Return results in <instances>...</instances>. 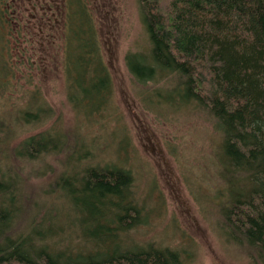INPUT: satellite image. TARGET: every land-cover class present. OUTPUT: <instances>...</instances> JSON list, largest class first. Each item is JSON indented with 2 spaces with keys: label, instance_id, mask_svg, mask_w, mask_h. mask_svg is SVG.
<instances>
[{
  "label": "trees",
  "instance_id": "trees-1",
  "mask_svg": "<svg viewBox=\"0 0 264 264\" xmlns=\"http://www.w3.org/2000/svg\"><path fill=\"white\" fill-rule=\"evenodd\" d=\"M22 1L0 0V37L4 33L7 50L6 59L0 55V102L21 88L17 75L23 74L22 63L12 58L21 48L13 35L22 28L21 23L19 28L14 25ZM77 6V19L69 22L70 28L66 20L61 44L69 74L68 93L86 110L100 111L113 94V78L102 61L95 28L84 21L86 13ZM140 8L151 46L146 55H128L127 66L141 83L179 77L171 86L174 96L170 94L168 100L175 97L183 104H194L217 119L215 129L222 136L220 177L227 180L230 195L221 204L223 228L230 239L247 249L253 264H264V0H141ZM44 28L49 30L46 25L39 31ZM19 54L24 56L21 50ZM30 58L34 57H27L30 66L41 72L43 62L33 63ZM46 62L51 64V58ZM38 87V92L25 90L28 102L15 115L23 125L51 117ZM5 124L1 118L0 131L7 132ZM59 142L47 130L9 152L16 159H34L51 153ZM83 173L75 183L62 180L61 188L71 185L69 195H75V209L85 214L81 224L87 226V238L58 248L51 243V210L26 222L24 233H12L21 220L20 192L16 179L0 166V264H182L178 250L137 245L119 237L121 231L129 232L140 224L141 209L130 198L133 175L128 169L103 165Z\"/></svg>",
  "mask_w": 264,
  "mask_h": 264
},
{
  "label": "rangeland",
  "instance_id": "rangeland-1",
  "mask_svg": "<svg viewBox=\"0 0 264 264\" xmlns=\"http://www.w3.org/2000/svg\"><path fill=\"white\" fill-rule=\"evenodd\" d=\"M77 5L86 13L84 21L95 28L102 61L113 78V94L98 112L86 110L68 93L67 60L61 44L66 20L70 28L69 22L77 19ZM140 7L141 0H23L22 9L15 13L14 25L19 28L21 23L22 28L14 31L13 39L20 43L24 56L17 50L12 62L22 63L23 74L17 75L21 88L0 102V119L7 123V132L0 131V166L18 182L22 206L21 220L12 233H22L26 222L51 210L53 245L59 248L85 240L87 226L81 224L85 214L75 209L71 185L61 188V182L75 183L89 167L114 165L133 175L130 196L141 209L140 224L129 232L121 231V239L178 250L182 264H253L247 249L223 228L221 204L230 195L227 180L220 177L222 136L215 120L194 104L185 105L175 97L168 100L179 77L141 83L127 66L128 55H146L151 46ZM46 25L47 32L46 28L39 31ZM1 35L0 55L6 59V38ZM28 56L34 57L32 62H43L41 72L30 66ZM37 85L51 117L23 125L15 115L28 102L26 91L38 92ZM47 130L61 139L51 153L34 159L10 155L27 138ZM78 186H82L80 181Z\"/></svg>",
  "mask_w": 264,
  "mask_h": 264
},
{
  "label": "bare ground",
  "instance_id": "bare-ground-1",
  "mask_svg": "<svg viewBox=\"0 0 264 264\" xmlns=\"http://www.w3.org/2000/svg\"><path fill=\"white\" fill-rule=\"evenodd\" d=\"M152 51V50H151ZM145 52V51H144ZM162 71V70H161ZM154 75V74H153ZM93 78V77H92ZM162 78V77H161ZM160 80V79H159ZM178 84V83H177ZM184 88V87H183ZM158 89V88H157ZM182 89V88H181ZM171 91V90H170ZM153 92V91H152ZM157 93V92H156ZM155 93V94H156ZM176 93V92H175ZM167 95V94H166ZM153 96V95H152ZM174 96V95H173ZM97 97V96H96ZM149 98V97H148ZM158 99H160V98H158ZM152 102V101H151ZM167 102V101H166ZM176 102V101H175ZM183 103V102H182ZM194 103V102H193ZM181 104V103H180ZM190 104V103H189ZM196 104V103H195ZM88 105H90V104H88ZM155 105V104H154ZM183 105V104H182ZM186 105V104H185ZM193 105V104H192ZM106 106V105H105ZM95 107H96V104H95ZM156 107H158V105H156ZM204 107V106H203ZM94 108V107H93ZM209 110V109H208ZM212 111V110H211ZM98 112V111H97ZM96 112V113H97ZM102 112V111H101ZM210 113V112H209ZM215 114V113H214ZM213 117V116H212ZM215 117V116H214ZM41 119V118H40ZM217 120V119H216ZM215 120V121H216ZM58 137V136H57ZM60 137V136H59ZM55 142V141H54ZM67 142H69V141H67ZM73 143V142H72ZM68 144V143H67ZM58 145V144H57ZM82 145V144H81ZM74 146H75V144H74ZM69 148V147H68ZM60 150V149H59ZM57 151V150H56ZM58 152V151H57ZM56 152V153H57ZM231 180V179H230ZM230 184V183H229ZM237 185V184H236ZM231 186V185H230ZM238 189H240V188H238ZM63 192H64V190H63ZM239 192V191H238ZM133 193V192H132ZM67 196V195H66ZM132 196H134V195H132ZM129 198V197H128ZM131 198V197H130ZM135 198V197H134ZM69 199V198H68ZM132 200V199H131ZM135 201V200H134ZM128 202V201H127ZM136 202V201H135ZM130 203V202H129ZM129 205V204H128ZM127 207V206H126ZM141 207V206H140ZM13 213V212H12ZM49 214V213H48ZM16 216V215H15ZM18 220V219H17ZM36 220V219H35ZM46 220V219H45ZM16 221V220H15ZM29 221V220H28ZM31 221V220H30ZM34 223H35V221H34ZM12 224V223H11ZM35 225V224H34ZM44 225H46V224H44ZM36 227V226H35ZM39 227V226H38ZM124 227V226H123ZM138 227V226H137ZM12 228V227H11ZM23 228H25V227H23ZM23 228H21V230L23 229ZM33 228V227H32ZM48 228V227H47ZM50 228V227H49ZM53 228V227H52ZM30 229V228H29ZM33 229H35V228H33ZM40 229V228H39ZM44 229V228H43ZM45 229H46V227H45ZM12 231V230H11ZM27 231V230H26ZM83 231V230H82ZM28 232V231H27ZM36 232V231H35ZM76 232V231H75ZM24 233V232H23ZM29 233V232H28ZM46 233V232H45ZM78 233V232H77ZM82 233V232H81ZM22 234V233H21ZM32 234V233H31ZM122 234H124V233H122ZM33 235V234H32ZM78 235V234H77ZM44 236V235H43ZM115 238V237H114ZM78 239V238H77ZM79 239H80V237H79ZM82 239V238H81ZM120 238H118V240H119ZM114 241V240H113ZM96 242V241H95ZM119 242H121V241H119ZM239 242V241H238ZM114 244V243H113ZM122 244V243H121ZM96 245V244H95ZM248 245V244H247ZM63 246V245H62ZM65 246V245H64ZM66 247V246H65ZM68 247V246H67ZM93 247V246H92ZM95 248H97L96 246H95ZM65 249H67V248H65ZM64 250V249H63ZM90 251V250H89ZM72 252V251H71ZM70 252V253H71ZM67 253H68V251H67ZM256 257H258V256H256ZM260 258V257H259ZM257 260H258V258H257ZM257 262V261H256Z\"/></svg>",
  "mask_w": 264,
  "mask_h": 264
}]
</instances>
